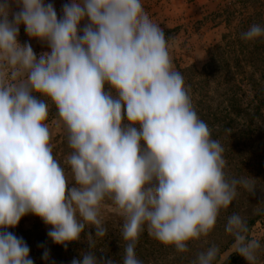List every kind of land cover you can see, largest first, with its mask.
Here are the masks:
<instances>
[{
	"label": "clouds",
	"instance_id": "obj_1",
	"mask_svg": "<svg viewBox=\"0 0 264 264\" xmlns=\"http://www.w3.org/2000/svg\"><path fill=\"white\" fill-rule=\"evenodd\" d=\"M21 25L50 51L37 56L21 43ZM261 37L260 24L241 33ZM49 101L71 149L67 172L53 155ZM223 153L142 0H68L59 14L51 0H0V264H34L24 239L8 231L29 214L65 248L83 235L89 250L71 264H116L93 251L107 235L109 204L123 218L122 264H142L135 249L145 230L188 252L238 188L254 192L251 179L226 176ZM225 230L234 252L258 264L261 243L248 237L246 220L233 213ZM219 253L213 244L193 264H213Z\"/></svg>",
	"mask_w": 264,
	"mask_h": 264
},
{
	"label": "rangeland",
	"instance_id": "obj_2",
	"mask_svg": "<svg viewBox=\"0 0 264 264\" xmlns=\"http://www.w3.org/2000/svg\"><path fill=\"white\" fill-rule=\"evenodd\" d=\"M229 0H142L145 12L151 20L158 24L163 31H170L166 37L173 59L175 70L198 69L201 70L208 62V50L221 41L226 31L225 24L213 22L209 16L220 8V4ZM264 3V0H262ZM48 2V0H46ZM58 14L62 4L68 0H51ZM21 43L29 42L37 56L42 52L50 51L35 39H30L20 26L18 37ZM264 101V97L262 98ZM49 103V110L52 105ZM234 122L226 127H213L212 139L218 140L224 148L226 160L225 173L228 178L247 177L255 184L252 194L243 188H238L239 195L227 208L222 209L217 218L214 229L207 237L199 241H189V251L178 253L172 246H164L148 235L145 230L141 235L135 252L142 264H193L201 251L215 244L220 253L213 264H247V261L234 252L233 237L226 232L225 226L228 217L238 213L248 224L250 239H257L261 248L257 252L258 264H264V105L260 109H249L241 115H231ZM59 117L48 118L52 131L53 155L69 171L65 158L71 149L67 145L66 135L62 129L56 127ZM69 179L71 176L69 174ZM107 235L96 239L95 255L111 258L116 264H122L125 241L121 231L123 218L114 210L111 204L106 206L104 212ZM50 226L35 215L24 216L15 228L8 231L22 237L27 243L30 258L34 264H71L76 258H81L82 252L89 250L87 240L83 238L71 242L67 248L55 244L47 235ZM90 231L93 236L95 229ZM43 245V247H41ZM49 251V259L45 261L44 250ZM99 249L103 250L101 252Z\"/></svg>",
	"mask_w": 264,
	"mask_h": 264
},
{
	"label": "trees",
	"instance_id": "obj_3",
	"mask_svg": "<svg viewBox=\"0 0 264 264\" xmlns=\"http://www.w3.org/2000/svg\"><path fill=\"white\" fill-rule=\"evenodd\" d=\"M225 24L221 41L208 50V62L201 69H180L190 90L195 111L211 130L226 127L249 109L264 105V37L241 39L252 24L264 26L262 0H229L208 18ZM170 31H164L165 36ZM48 118L58 117L51 102Z\"/></svg>",
	"mask_w": 264,
	"mask_h": 264
}]
</instances>
